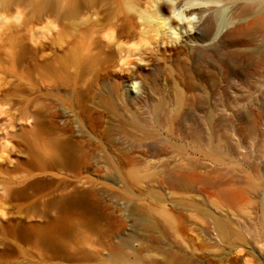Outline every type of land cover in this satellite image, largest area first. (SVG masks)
<instances>
[{"label": "rangeland", "instance_id": "374dc122", "mask_svg": "<svg viewBox=\"0 0 264 264\" xmlns=\"http://www.w3.org/2000/svg\"><path fill=\"white\" fill-rule=\"evenodd\" d=\"M167 1L0 0V264H264V30L154 117Z\"/></svg>", "mask_w": 264, "mask_h": 264}, {"label": "bare ground", "instance_id": "6f19581e", "mask_svg": "<svg viewBox=\"0 0 264 264\" xmlns=\"http://www.w3.org/2000/svg\"><path fill=\"white\" fill-rule=\"evenodd\" d=\"M151 18L166 31L161 47L156 42L151 54L164 64L170 63L175 85L173 107L167 109L165 98L159 96L151 113L154 117L178 116L186 100L180 86L190 91L210 67L218 66L229 74L237 69L242 53L229 47L237 40H246L255 28L264 30V0H168L156 5ZM224 34L227 42L222 40ZM124 66L133 69L134 64L126 62ZM124 81L138 92L136 74Z\"/></svg>", "mask_w": 264, "mask_h": 264}]
</instances>
